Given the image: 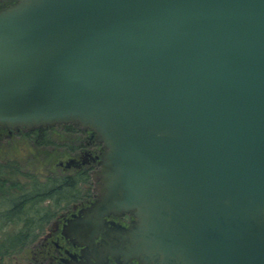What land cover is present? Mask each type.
Listing matches in <instances>:
<instances>
[{
  "label": "water",
  "instance_id": "obj_1",
  "mask_svg": "<svg viewBox=\"0 0 264 264\" xmlns=\"http://www.w3.org/2000/svg\"><path fill=\"white\" fill-rule=\"evenodd\" d=\"M59 124L105 151L68 235L133 212L143 264H264V0H17L0 128Z\"/></svg>",
  "mask_w": 264,
  "mask_h": 264
},
{
  "label": "flooded vegetation",
  "instance_id": "obj_2",
  "mask_svg": "<svg viewBox=\"0 0 264 264\" xmlns=\"http://www.w3.org/2000/svg\"><path fill=\"white\" fill-rule=\"evenodd\" d=\"M16 2L17 0H0V11L13 6ZM54 128H61L68 132L75 130L79 134L86 135L85 148L87 154L91 157L89 158L91 162L87 158L82 159V162L72 159L73 161L58 165L65 171L72 169L74 173L66 175L63 173L56 178L55 184L60 189L67 185L73 191L67 190L66 193H60L59 196L56 195L47 199V203L52 201L50 205L55 209L37 211L40 215H37L36 218L33 216L34 219L28 222L30 225L41 228L36 232L37 235L34 241L29 244V246H34L35 249V252L32 253V262L29 264H95L96 259L103 256L106 259V264H143L138 259L128 258V248L133 245L130 232L137 223L133 212L110 213L104 216V228L94 237L92 244H85L65 232V228L70 226L71 222L82 218V211L89 208L97 199L96 185L99 181H95L94 175L100 169V162L105 151L102 145L95 140L91 131L73 124H59L28 131L0 128V139L12 134H22L33 139L34 135L39 133V130L44 132L42 135L44 136L45 130L49 131ZM82 166H87V168L81 170ZM90 169H93L92 174ZM81 175L87 176L90 184L89 193L82 197L75 193L76 186L80 185L78 177ZM49 181H46L48 185L53 184ZM30 194L25 189L24 192H20L18 195L0 194V200L2 197L8 198L10 196L12 201H20L21 210H27L31 214L35 208L28 204V201L32 202ZM30 214L29 218L31 217Z\"/></svg>",
  "mask_w": 264,
  "mask_h": 264
},
{
  "label": "rangeland",
  "instance_id": "obj_3",
  "mask_svg": "<svg viewBox=\"0 0 264 264\" xmlns=\"http://www.w3.org/2000/svg\"><path fill=\"white\" fill-rule=\"evenodd\" d=\"M43 138H45L44 146L40 145V140L38 141L34 137L31 139L22 134H12L0 139L1 195H18L20 192H24L25 189L30 194L35 184L50 186L52 184L48 185L46 181L50 180L55 184L56 178L63 173L65 175L74 173L72 169L67 171L61 169L58 166L60 163L73 160L80 162L84 158L91 162L89 159L91 157L87 154L88 152L85 148L86 135L84 136L83 133L79 134L75 130L68 132L61 128H54L49 131L45 130ZM86 168L87 166H82L81 170ZM90 171L92 174L93 169H90ZM78 178L80 185L76 186L75 193L82 197L89 193V179L85 175H81ZM70 191H73V189H70ZM50 203H47V200L40 202L32 210L28 222L34 219L33 216L36 218L37 215H40L37 211L55 209V207H51ZM22 225L23 223H19L18 225L7 227L0 232V239L20 230ZM31 226L33 227L34 225ZM34 252V246H26L23 251L6 257L2 264H29L32 262L31 258Z\"/></svg>",
  "mask_w": 264,
  "mask_h": 264
},
{
  "label": "trees",
  "instance_id": "obj_4",
  "mask_svg": "<svg viewBox=\"0 0 264 264\" xmlns=\"http://www.w3.org/2000/svg\"><path fill=\"white\" fill-rule=\"evenodd\" d=\"M43 131L39 130L38 134H35L34 138L38 141L40 140V145H45L43 138ZM50 143V142H49ZM62 185V183H61ZM43 184H35L32 187V202L28 201V204L32 205L33 208L37 207L40 202L52 198L53 196H59L60 193H66L68 188L67 185H64L62 189L58 188L57 185L52 184L50 186ZM20 201H12L11 197L8 198L2 197L0 200V232L5 230L7 227L18 225L23 223L21 229L10 234L6 235L0 239V264L4 261L6 257H9L11 254L16 252L23 251V248L28 246L34 241L37 235V231L41 230L40 227L31 226L28 224L29 211H24L20 209Z\"/></svg>",
  "mask_w": 264,
  "mask_h": 264
}]
</instances>
